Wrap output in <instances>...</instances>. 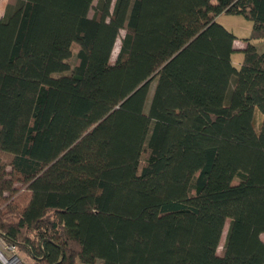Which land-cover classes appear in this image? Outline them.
Segmentation results:
<instances>
[{
    "label": "trees",
    "instance_id": "obj_1",
    "mask_svg": "<svg viewBox=\"0 0 264 264\" xmlns=\"http://www.w3.org/2000/svg\"><path fill=\"white\" fill-rule=\"evenodd\" d=\"M220 15L252 24L238 69ZM256 39L264 0L7 2L5 241L35 264H264Z\"/></svg>",
    "mask_w": 264,
    "mask_h": 264
},
{
    "label": "rangeland",
    "instance_id": "obj_2",
    "mask_svg": "<svg viewBox=\"0 0 264 264\" xmlns=\"http://www.w3.org/2000/svg\"><path fill=\"white\" fill-rule=\"evenodd\" d=\"M97 0H94V3H96ZM7 2H12V0H0V17H2L5 6ZM92 13V12H91ZM90 13V14H91ZM217 22L221 24L223 27H225L227 30L231 31L234 33V35L237 37L236 41L234 42V48L236 49V52L231 56V63L233 67L238 69L240 67V63L242 61V54L239 52L240 48L244 45L243 40L245 38H248L252 29V24L250 21L245 20L241 16H231V15H220L217 17ZM123 35V31L120 32L119 38L117 39V42L115 44L112 56H111V62H113L117 52H118V47H119V42L120 38ZM251 44L255 46L256 50L260 53L264 52V39H256L252 40ZM256 115H255V127H258V124L260 122V115L258 111L256 110ZM228 227V221L225 223L219 247H218V252L221 251L226 231ZM260 239L264 241V234L260 235ZM16 255L18 256L19 259L22 260L24 264H35V262L28 257L24 252H18L16 251Z\"/></svg>",
    "mask_w": 264,
    "mask_h": 264
},
{
    "label": "built area",
    "instance_id": "obj_3",
    "mask_svg": "<svg viewBox=\"0 0 264 264\" xmlns=\"http://www.w3.org/2000/svg\"><path fill=\"white\" fill-rule=\"evenodd\" d=\"M0 264H24L16 255L14 245L5 241L3 235L0 234Z\"/></svg>",
    "mask_w": 264,
    "mask_h": 264
}]
</instances>
